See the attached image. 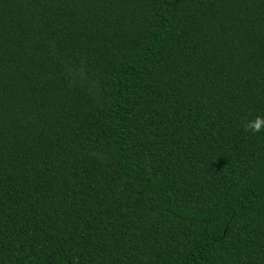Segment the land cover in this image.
<instances>
[{"label": "trees", "instance_id": "1", "mask_svg": "<svg viewBox=\"0 0 264 264\" xmlns=\"http://www.w3.org/2000/svg\"><path fill=\"white\" fill-rule=\"evenodd\" d=\"M264 0H0V264H264Z\"/></svg>", "mask_w": 264, "mask_h": 264}, {"label": "clouds", "instance_id": "2", "mask_svg": "<svg viewBox=\"0 0 264 264\" xmlns=\"http://www.w3.org/2000/svg\"><path fill=\"white\" fill-rule=\"evenodd\" d=\"M245 131H251L252 133L264 132V116H257L255 119L245 124Z\"/></svg>", "mask_w": 264, "mask_h": 264}]
</instances>
